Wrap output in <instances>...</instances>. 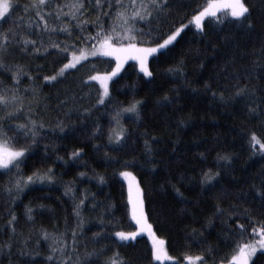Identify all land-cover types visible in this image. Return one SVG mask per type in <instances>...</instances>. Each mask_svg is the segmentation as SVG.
<instances>
[{
	"label": "snow or ice",
	"instance_id": "1",
	"mask_svg": "<svg viewBox=\"0 0 264 264\" xmlns=\"http://www.w3.org/2000/svg\"><path fill=\"white\" fill-rule=\"evenodd\" d=\"M186 7L182 0H26L23 4L19 0H0V179L6 178V183L0 184V216L6 214L3 227L7 237L0 240V264L4 260L13 264L14 256L27 258L25 264H38L37 257H42L39 264H130L119 251L120 247L125 246L124 243L113 241L111 247L104 245L102 240L109 237H102L101 232L92 234L91 248L88 244L81 246L80 238L85 224L83 210L89 193L85 190L78 194L75 181L64 185V195L70 196L73 202L74 223L69 225L65 219L64 231H48L41 227L40 238L34 242V247H29L31 236L22 241L17 239L22 233L17 231L19 218L15 211L16 202L26 189L56 181L54 169L43 159L40 161L41 168L33 167L30 173L25 172L23 167L31 159L36 146L52 134L47 129H52V132L58 129L60 134L66 131L63 120L57 118L53 128L45 119L49 98L43 95L44 85L38 83V79L62 82L66 75L72 74L70 69L78 70V65L89 67V74L81 80V84L88 89L89 96L95 88V103L84 109L85 113L90 115L92 109L99 106H112V111L108 113V124H94L91 136L100 139L106 135L107 143L103 147L95 146L104 152L109 163H121L120 153L131 137L124 118L128 116L131 123H136L141 119L145 104L134 90L129 94L127 103L112 94L119 83L115 78L129 61H133L144 76L152 78L154 72L150 65L171 54L182 34L194 32L204 35L210 26L233 24L250 36L255 35L252 19L255 11L247 0H205L191 11H184ZM18 12L23 15L17 16ZM261 23H264V13L261 14ZM61 35L65 38L60 39ZM260 35L264 37V32ZM15 53L30 60H47L51 57L53 63L57 60L67 62H62V66L53 74L46 75L38 71L33 75L31 70H26L30 69L29 65L9 60ZM89 57L98 60L93 62ZM97 62L114 66L110 70H101L97 68ZM234 63L233 58L231 69L226 63L217 71L218 79L214 80L218 88L214 90L213 84L205 81L203 89L213 99L228 106L239 101L245 102L248 115L264 125V95L260 94L264 89L252 86L254 79L264 80V39L260 49L253 53L250 70L236 71ZM36 67L42 69L43 65L38 64ZM199 67L204 68L202 61ZM186 68L184 59H181L165 71L171 76L183 78ZM4 73L9 74L11 83L4 81ZM25 78L26 86L22 85ZM92 81L97 82L99 87L92 85ZM183 87L198 92L188 79H184ZM179 94L177 89L176 95ZM83 99L84 96H77L75 92L58 96L57 109L60 110L61 105L67 108V116L73 110L72 103ZM157 104L166 107L174 105L175 101L165 94ZM247 142L251 156L264 158V138L250 132ZM144 144L146 153L151 155L149 140L145 139ZM109 146L110 150H105ZM44 151L47 154V145ZM81 152L82 148L74 150L71 156L79 157ZM57 159L62 157L58 156ZM216 159L224 161L225 167H231V154H218ZM134 163V160H123L121 169L116 172V175L127 181L129 212L136 225L133 231L112 233L119 242L135 241L138 236L146 234L151 239L150 264H264V219L258 218L264 214V173L261 174L259 186L253 184L249 191H229L218 186L219 170L208 168L202 171L200 183L208 197L216 201V213L220 217H227L224 220L223 242L228 246V251L218 255L214 248L205 246L206 241L200 240L195 244V252L188 246V250L173 255L170 242L158 236L149 221L145 210V190L136 175L128 170ZM86 175L83 171L78 173L79 177ZM94 178L100 184L106 182L103 176ZM173 187L178 195H183L179 187ZM92 196L93 200L89 203L94 208L95 194ZM249 198L252 203L259 202L258 210L247 206ZM233 200L239 203H231ZM221 201L229 202V207L222 208ZM45 208L43 204L24 205L23 217L34 224L36 215ZM192 231L197 232L196 229ZM41 240L47 242L46 254L40 249Z\"/></svg>",
	"mask_w": 264,
	"mask_h": 264
},
{
	"label": "trees",
	"instance_id": "2",
	"mask_svg": "<svg viewBox=\"0 0 264 264\" xmlns=\"http://www.w3.org/2000/svg\"><path fill=\"white\" fill-rule=\"evenodd\" d=\"M19 2L23 4L26 0ZM204 2L205 0H182V3L187 5L184 11H191L193 7ZM247 2L255 11L252 17L255 25L254 36L233 24L210 26L204 35L186 30L187 35L182 34L181 38H178L171 54L150 65L154 72L152 78L140 73L139 67L134 66L133 62L115 78L119 80L112 93L116 99L127 103L129 94L134 90L138 98L145 101L139 121L131 123L129 117L124 119L131 137L120 153V158L121 163L123 160L135 161L128 170L136 174L141 187L144 188L145 209L149 221L153 224L156 234L170 242V252L173 255L188 250V246L195 252V244L200 240L206 241L205 246L214 248L218 255H224L228 251V246L223 242L224 220L227 217H220L216 213V201L208 197L207 191L200 183L202 171L208 168L219 170L221 175L217 178L218 186H223L229 191H249L253 184L259 186L261 174L264 173V158L259 155L251 156L247 142L250 132L264 138V125L260 120L248 115L245 102L239 101L228 106L218 99H213L203 89L205 81L213 84L214 90L218 88V83L214 80L216 73L226 63L231 69L233 58L236 71L244 72L252 68L253 53L260 49L264 39L260 35L264 32V23H261L264 0ZM21 15L22 12L17 13V16ZM4 27L7 28L8 25L5 24ZM89 30L91 31V27ZM64 38L63 35L60 36V39ZM13 59L29 65L30 69L26 70H31L33 75L38 71L46 75L53 74L62 66V62H67L57 60L53 63L51 57L47 60H30L21 58L18 53L9 57L10 61ZM181 59H184L187 65L185 77L169 75L165 71L166 68ZM89 60L96 62L98 58ZM201 61L204 63L203 69L199 67ZM38 64L43 65V68L37 69ZM96 66L101 70H110L114 64L97 62ZM77 68L78 70L70 69L72 74L66 75L62 82H44L38 79V83L44 85L43 95L49 98V110L45 119L53 128L57 118L63 120L66 131L60 134L57 129L55 132L48 130L52 134L36 146L31 159L26 161L23 167L25 172L30 173L33 167L41 168L40 161L43 159L54 169L56 181L26 189L16 202L15 211L19 218L17 231L22 233L17 239L22 241L23 238L31 236L29 247H34V242L40 238L41 227L48 231H64L65 219L69 225L73 224V202L70 196L64 195V185L75 181V191L78 194L85 190L89 193L83 210L85 224L84 233L80 238L81 246L88 244L91 248L92 234L101 232L102 237H109L102 240L104 245L111 247L113 241L117 244L124 243L125 246L120 247L119 251L130 264H150L151 242L146 236H140L135 241L119 242L117 237L111 235L115 231H133L136 228L129 212L127 187L121 177L116 175L121 169V163H109L104 152L95 146L103 147L107 143L106 135L100 139L91 136L94 124H108V113L112 111V106H99L93 108L90 115L85 113L84 109L95 103V88L92 89L91 96L87 95L88 89L81 84V80L89 74V67L78 65ZM8 75L4 73L2 78L6 83H11ZM184 79L190 80L192 87L197 88L198 92L184 88ZM90 83L99 87L95 81ZM22 85H27V78L22 81ZM252 86L264 89V80L254 79ZM177 89L179 96L176 95ZM73 92L77 96H84V99L72 103L73 110L66 116L67 108L61 105L60 110L57 109V97ZM165 94L175 101L174 105L160 107L157 104ZM260 94L264 95V92ZM145 139H148L151 145V155L145 151ZM45 145L48 147L47 154L44 151ZM81 148L83 152L80 156L73 158L71 153ZM110 148L111 146L105 150ZM223 153L231 154V167H225L224 161L216 159L218 154ZM58 156L62 159H57ZM82 171L87 175L79 177L78 173ZM97 175L103 176L106 182L98 183L94 178ZM2 183H6V178L0 179V184ZM173 185L180 188L182 196L176 193ZM92 194H95L94 208L89 203L93 200ZM231 203L239 202L233 200ZM28 204L46 206L36 215L34 224L23 217L24 205ZM220 206L228 208L229 202L221 201ZM247 206L258 210L259 202L252 203L249 198ZM258 218L264 219V214ZM5 220L6 214L0 216V240L7 239L6 229L3 227ZM193 229L197 232L193 233ZM46 244L47 242L41 240L40 249L45 254ZM26 259L14 256L13 264H25ZM36 260L39 264L42 257H37ZM3 264H8V261L4 260Z\"/></svg>",
	"mask_w": 264,
	"mask_h": 264
},
{
	"label": "rangeland",
	"instance_id": "3",
	"mask_svg": "<svg viewBox=\"0 0 264 264\" xmlns=\"http://www.w3.org/2000/svg\"><path fill=\"white\" fill-rule=\"evenodd\" d=\"M89 59H97V58L89 57ZM132 62H133V61H129L128 64H129V63H132ZM133 63H134V62H133ZM128 64H126V65L124 66V68H125ZM124 68H123V70H124ZM123 70H122V71H123ZM122 71H121V72H122ZM87 117H88V116H87ZM125 117H128V116H125ZM124 119H125V118H124ZM48 130H50V129H47L46 131H48ZM51 130H52V129H51ZM57 130H58V129H57ZM129 171H132V170H129ZM132 172H133V171H132ZM133 174L136 175L134 172H133ZM136 177H137V176H136ZM121 179L123 180V182L125 183V185H126V187H127V181H126L123 177H121ZM137 179H138V178H137ZM145 210H146V209H145ZM133 222H134V221H133ZM134 223H135V222H134ZM141 236H146V237L150 240V242H151V239H150L146 234H143V235H141ZM138 237H140V236H138ZM138 237H137V238H138Z\"/></svg>",
	"mask_w": 264,
	"mask_h": 264
}]
</instances>
